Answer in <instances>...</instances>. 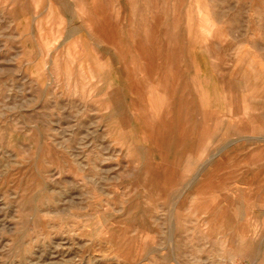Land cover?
Here are the masks:
<instances>
[{"label": "rangeland", "instance_id": "374dc122", "mask_svg": "<svg viewBox=\"0 0 264 264\" xmlns=\"http://www.w3.org/2000/svg\"><path fill=\"white\" fill-rule=\"evenodd\" d=\"M0 264H264V0H0Z\"/></svg>", "mask_w": 264, "mask_h": 264}]
</instances>
